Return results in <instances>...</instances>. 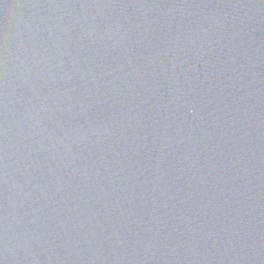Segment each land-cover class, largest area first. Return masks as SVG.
Wrapping results in <instances>:
<instances>
[{"label":"water","instance_id":"obj_1","mask_svg":"<svg viewBox=\"0 0 264 264\" xmlns=\"http://www.w3.org/2000/svg\"><path fill=\"white\" fill-rule=\"evenodd\" d=\"M0 264H264V0H0Z\"/></svg>","mask_w":264,"mask_h":264}]
</instances>
